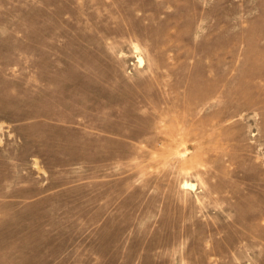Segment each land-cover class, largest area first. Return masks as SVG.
<instances>
[{"label":"rangeland","instance_id":"obj_1","mask_svg":"<svg viewBox=\"0 0 264 264\" xmlns=\"http://www.w3.org/2000/svg\"><path fill=\"white\" fill-rule=\"evenodd\" d=\"M0 264H264V0H0Z\"/></svg>","mask_w":264,"mask_h":264}]
</instances>
